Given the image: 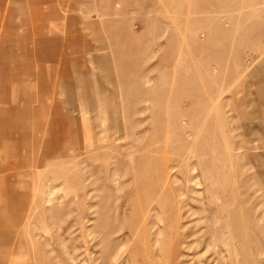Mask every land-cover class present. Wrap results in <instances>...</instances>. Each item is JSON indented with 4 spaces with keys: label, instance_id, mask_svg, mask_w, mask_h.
<instances>
[{
    "label": "rangeland",
    "instance_id": "1",
    "mask_svg": "<svg viewBox=\"0 0 264 264\" xmlns=\"http://www.w3.org/2000/svg\"><path fill=\"white\" fill-rule=\"evenodd\" d=\"M5 8L0 54L31 74L0 158L33 163L8 264H264V0Z\"/></svg>",
    "mask_w": 264,
    "mask_h": 264
},
{
    "label": "crops",
    "instance_id": "2",
    "mask_svg": "<svg viewBox=\"0 0 264 264\" xmlns=\"http://www.w3.org/2000/svg\"><path fill=\"white\" fill-rule=\"evenodd\" d=\"M7 3L8 0H0V11L3 10L4 13L6 12L5 7ZM21 51L22 54H25V48L21 49ZM20 69V67H15L9 58L0 54V87L2 86L1 88L3 89V93L2 91L0 93V99L7 98L10 102V97L7 93L9 85L15 81H22L21 79H23V76L26 77L31 74L30 68H25V70L23 68L22 70ZM36 108L32 107V110H35ZM2 112V114L5 115L4 117H0L1 122L6 118L8 120H12V118L16 120L15 116L19 114V112L27 114L24 104H9L7 108L2 110ZM30 164L33 163L29 160L27 153L17 154V150L8 151L6 147H4L0 158V175L4 183L7 185V187L5 185V188L6 191H8L7 195L9 203L3 208V211L0 212V224H3V214L8 210L10 211V218L6 222L8 225L0 227V234L4 235L3 237H0V264H8L10 262V255L18 248V245H15V229L24 221V218L27 217L25 212L27 206V192L24 190L20 191L17 186L18 183L14 181V177L19 169H29L31 166ZM35 164H38V162ZM5 171L6 177L4 178L3 173H5Z\"/></svg>",
    "mask_w": 264,
    "mask_h": 264
}]
</instances>
